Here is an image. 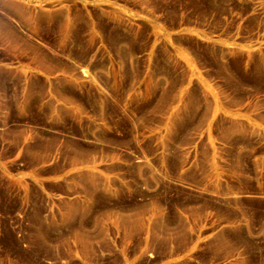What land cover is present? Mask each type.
Wrapping results in <instances>:
<instances>
[{"label":"rangeland","instance_id":"obj_1","mask_svg":"<svg viewBox=\"0 0 264 264\" xmlns=\"http://www.w3.org/2000/svg\"><path fill=\"white\" fill-rule=\"evenodd\" d=\"M0 264H264V0H0Z\"/></svg>","mask_w":264,"mask_h":264}]
</instances>
